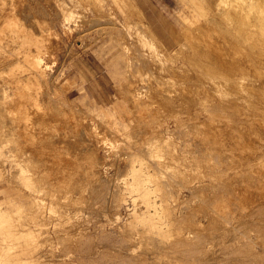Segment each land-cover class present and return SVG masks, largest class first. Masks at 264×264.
I'll return each instance as SVG.
<instances>
[{"label": "rangeland", "instance_id": "374dc122", "mask_svg": "<svg viewBox=\"0 0 264 264\" xmlns=\"http://www.w3.org/2000/svg\"><path fill=\"white\" fill-rule=\"evenodd\" d=\"M26 1L12 0L34 38L44 35L35 21H49L57 33L56 42L40 43L50 51L41 56L61 101L74 108L76 128L35 122L32 131H17L23 137L7 130V80L19 70L10 71L8 51L0 52V207L27 209L0 220V264H264L262 246L254 243L264 242V223L242 216L237 231L227 224L223 230L216 215L217 183L231 182V127L248 117L253 86L263 88L254 93L264 101V42L260 53L244 24L264 21V0H255L260 18L252 0ZM242 1L248 4L241 10ZM8 4L0 0V30ZM194 5L200 9L191 12ZM195 11L198 23L186 37L183 17ZM145 23L160 42L140 39ZM2 32L8 48V28ZM120 35L129 60L121 56ZM160 50L186 68L160 59ZM135 89L143 99L133 100ZM171 93L179 99L171 101ZM115 102L121 107L112 108ZM51 103L53 113L62 109ZM119 109L120 116L101 114ZM206 120L219 125L202 127ZM11 177L17 182L8 183ZM16 188L24 195H12ZM226 198L229 205L233 199Z\"/></svg>", "mask_w": 264, "mask_h": 264}, {"label": "bare ground", "instance_id": "6f19581e", "mask_svg": "<svg viewBox=\"0 0 264 264\" xmlns=\"http://www.w3.org/2000/svg\"><path fill=\"white\" fill-rule=\"evenodd\" d=\"M18 1H21L22 2V0H18ZM114 1L117 2V0H113V2ZM219 1H222V0H219ZM227 1H229V0H227ZM246 1H248V0H246ZM253 1H255V0H252V2ZM25 2H27V1L25 0ZM225 2H226V0H225ZM8 3H10V5L8 4L9 5V7H8V23H6L4 25V27L0 30V40H3V39H1V37L4 34V32H2V31L6 27L8 28V32H7L8 33V35H7L8 36V48H6L4 45H2L0 43V52L1 53L2 52H5L6 53V51H8V67L10 68V71H13V73H14V70H17V71L19 70V71L18 72H15L16 73L15 74L16 77L14 76V78H12V79L10 78V79L7 80L8 81V95H7V97H8V114L10 116V118L8 119L9 121H8V129L7 130H10V132H12V133L13 132H16L17 135H22V137H23V133L18 134L17 131H21V130H23L24 132H25V130L26 131H32L33 130V127H34L33 125H34L35 122L45 123L46 126L49 127V128H54V127H57V126H63L64 127V125L66 124V122H68L69 123V126H72V128H73L74 125H72L73 124L72 119L74 120L75 115H76L75 114V111H74V108L71 105L65 104V103H63L61 101V95H62V93H59L56 90V88L53 87V83L52 82L54 81V77H53V81L52 82H50V80H48V78L46 77L45 70H46V67L48 65H47V63H44L43 62V59H42V56H41L42 54H44V53L46 54V52L48 53L50 51H48V50L43 51L40 48V43L42 44L43 42L48 41V40L49 41L52 40V41L56 42L57 41V38H58L57 33L52 31V27L50 26L49 21H47V20H46L47 22L46 21H35L36 20V18H35V20H34L35 23L40 27L42 33H44V35L42 36V39L41 40L35 39L34 36L36 34L33 31L32 26H27V25L25 26L24 21H21V17H20L21 15L18 16L20 14V11H21V8L22 7L20 8L19 5H15L14 2H12V0H8ZM234 3H236V2H234ZM242 3L244 5L245 2L242 1ZM247 4L248 3H245V6H240V4H239V6L241 7V10H242V7L245 8ZM256 5L257 4H256V1H255V3L252 4L251 8L253 7V8H256L258 10V12L256 10L257 14H255V15H256V18H260V16H261L260 15V10H259L260 9V6L259 5L256 6ZM117 7H119V6H117ZM190 7H188V9ZM249 7H250V4H249ZM132 8H133L132 10L134 11V7L133 6H132ZM251 8H250V10H251ZM100 9L98 8V10H100ZM191 9H190L191 12H194L193 9L194 10L200 9V7L198 5L197 6L194 5V7H192ZM24 12H25V10H24ZM191 12H189V14L187 13L183 17V18L189 19V21H182L183 22L182 27H184V29L181 31V34L186 35V37L187 36H191V34H192L191 33V30L192 29L190 30V29H186V28H192V26H194V23H195V26H196V23H198L197 21H194V20H196L197 18H199L198 17L199 13H197L195 11L196 14L195 13L192 14ZM101 13H102V11L99 14H101ZM242 13L244 14V11ZM245 13H246V9H245ZM247 14H244V15L248 17L249 15H247ZM104 15L105 14H103V16ZM96 16H97V13H96ZM72 17H73V15H72ZM104 17H107V16H104ZM109 17H111V16H109ZM32 18H33V16H32ZM47 18H48V16H47ZM68 18H69V16L67 15V18L66 19H68ZM95 18H97V17H95ZM25 19H26V16H25ZM97 19H99V18H97ZM67 22H69V21H67ZM72 22H74V21H72ZM247 22L248 23H246V21H244V24L246 25L247 28L250 26L249 29H251V32L256 33L257 30L261 31V32H258L257 34L252 33L253 34V37L251 38V41H250L253 45L254 44L257 45L258 43H260V47H258V51L261 53L262 50H263L262 43L264 42V21H247ZM130 23H131L130 21H126L125 24H122V23L121 24L123 26L124 25L129 26L131 28V26H130L131 24ZM142 25H143L142 27L139 25L142 28V34H139L140 35V39H143L146 36L147 38L151 39L153 42L154 41L155 42H160V40L157 39L156 34L152 31V29L150 28V26L147 23L142 24ZM73 26L75 28V24H73ZM132 26H133V24H132ZM67 27H68L69 33H72L73 31L71 29L72 28L71 24L68 23V26ZM129 27H127V28H129ZM129 35H131V34H129ZM117 39H118L119 43L121 44L122 50H123L121 56L129 60L130 57H128V55H126V54H128V46L122 40L123 38H122L121 35L120 36H117ZM146 42H147V40H146ZM172 51H174V50H172ZM178 52L179 51L177 50V53ZM240 52H243V51L240 50ZM157 53H158V57L160 59H163L165 62L171 64L175 69L176 68L179 69L181 67H185V66H183V64H181V66H178L177 64H174L175 61H173L172 60L173 58L171 57V54L172 53H166L163 50H160ZM1 55H3V54H1ZM51 55H52V53H51ZM175 55H173V56H175ZM9 58H11V59H9ZM127 65H128V63H127ZM249 66L256 67L257 66V63L253 61L251 63V65H249ZM169 68H171V66H169ZM51 70L52 69H50V71ZM159 70H161V69H159ZM194 73L195 72H193V74ZM11 75H12V73H11ZM48 75H50V72H49ZM239 80L242 81L243 79H240L239 78ZM213 81H215V80H213ZM250 81H251V83H254L256 80L255 79H252V80L250 79ZM239 82L240 81H238V83ZM212 83H214V82H212ZM217 83H218V81H217ZM220 83L222 84L221 81H219V84ZM215 84H216V82H215ZM239 84H241V83H239ZM137 89H135V92H134V95H133V100H139V99H143L144 98L143 93L141 91H138ZM259 89L260 90H263V88H256L255 86H253L251 88V92L252 93H251L250 97H251V99L254 98V105H252L251 110H250V112L247 115L248 117L246 119H244V121H242L243 123L240 122L241 125H240V123L238 124L240 126L237 125L238 128H236L237 126L235 124H234V128L231 127L232 128L231 130H232V133H233L232 134V139H231L232 142H231V146H230V164H231V168H232L231 182L230 183H217V187H218V190L217 191H218L219 201L216 204V208H217L216 209V215H217V219L219 221V224L222 226L223 230L225 228V225L227 224V225H230L231 228H233L234 230L237 231V224H236V222H238V220L242 216L247 217L248 219H250L252 221H255L256 223H258V221H262V223H264V101L257 99V97H256L257 95H256V93H254V92H257V94H258ZM44 94L47 95L46 96L47 101H46V99L44 100V99H42L43 97H41ZM3 99L5 100L4 97H3ZM170 99H171V101H175V100H178L179 98H178V96L176 94H172L171 93ZM43 100L46 101V102H48V103H44ZM53 101L54 102H57L59 104V107L62 108L57 113H53L52 112L53 110H52L51 106L52 107L54 106V108H56L55 107L56 105H50V103L53 102ZM112 106H113L112 108H116L117 109V108H120L121 107V103L120 102H115L114 105H112ZM119 111H120V109L116 111L117 113H115V111L111 112V110H108V111L101 110V114H104V116L119 115L120 114ZM196 114H197V112H196ZM35 116H37V117L39 116L40 118L37 119V118H35ZM241 118H243V117H241ZM177 119L179 121V117H177ZM0 120H1V118H0ZM36 120H38V121H36ZM211 120L210 121L209 120H206V122H200V125L202 127H203V125L205 127H207L206 125H208V127L212 125L211 128L212 129L213 128L215 129V127L218 126L219 123H218V125L211 124V123H213V122H211ZM3 122H4V120H3ZM1 123L2 122H0V124ZM42 123H41V125H42ZM197 123L199 124V122H197ZM236 123H238V121ZM213 125L215 127H213ZM43 126H44V124H43ZM0 128H1V126H0ZM75 128H76V126L74 127V129ZM57 130L59 132H62V133L65 132V130H62L60 127H58ZM68 130H69V128H68ZM36 133H37V131H36ZM24 137H25V135H24ZM39 137H40V135H39ZM41 140H43V139L41 138ZM23 143H24V141H23ZM35 144H36V142H35ZM18 146H20V145H18ZM25 147H27V146L24 145V148ZM24 148H23V150H24ZM36 148H38V147H36ZM41 148H43V147H41ZM134 152H135V150H134ZM34 155H36V154H34ZM28 156H30V155H28ZM41 158H43V155H42ZM30 159H31V157H30ZM32 160H33V158H32ZM43 161H44V159H43ZM37 162H38V160H37ZM133 162H138V163L142 164V160L141 159L134 160ZM33 168H34V166H33ZM39 168H38V170H39ZM62 168H64V167H62ZM62 171L64 172L65 170L62 169ZM37 172H39V171H37ZM3 174L4 173L0 169V176L4 177ZM31 174H32V172H31ZM18 175H19V173H18ZM14 177L8 178L7 179L8 183H13L14 180H15V178L16 179H21V176L20 175L18 176V178L17 177L14 178ZM23 178L25 179L26 177L23 176ZM35 179H38V178H35ZM42 179H40V180H42ZM63 179H64V177H62V176L61 177H59V176H55L54 177V181L55 180L56 181H61ZM15 181L17 182V180H15ZM28 181H29V178H28ZM135 188L137 190L141 191L143 194L148 193L147 189L142 184H139ZM10 189H11V186H10ZM12 189H15V188L12 187ZM13 194L15 196L16 195L17 196L18 195L19 196L20 195L21 196L24 195L18 189H17V192L12 193V195ZM226 194L229 195V198H232L233 199V201L231 203L229 202V205H232L231 207H229V205L227 204L228 201L225 202V199H227L226 198ZM198 196H200V195H198ZM13 197L14 196H12V198ZM13 200H15V199H13ZM6 203H8V200H6ZM21 207H24V206H22L20 204H16L15 207L13 209H11V210H9L8 207L7 208H1L0 207V220H2L3 218H6V217L8 218V217L15 216L14 214L16 212L17 213L20 212V214H21L23 211L27 210V209L24 210L22 208L23 211L21 212L20 211L21 210ZM24 208H26V206ZM227 208L229 210L226 212ZM164 209L165 208H163V210ZM260 228H262V227H260ZM254 243L257 244V245H261L262 246V250L264 251V242H262V244H259L258 242L257 243L254 242Z\"/></svg>", "mask_w": 264, "mask_h": 264}, {"label": "crops", "instance_id": "0c3cea01", "mask_svg": "<svg viewBox=\"0 0 264 264\" xmlns=\"http://www.w3.org/2000/svg\"><path fill=\"white\" fill-rule=\"evenodd\" d=\"M130 2L132 3L131 5H134L133 2H132V0H130ZM191 2H192V0H191ZM134 6H135V5H134ZM148 25H149V24H148Z\"/></svg>", "mask_w": 264, "mask_h": 264}]
</instances>
